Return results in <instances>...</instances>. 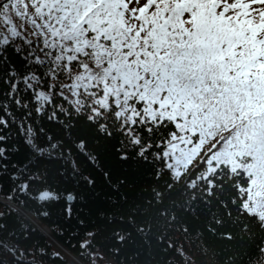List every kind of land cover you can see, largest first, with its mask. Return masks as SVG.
<instances>
[{
  "label": "snow or ice",
  "instance_id": "snow-or-ice-1",
  "mask_svg": "<svg viewBox=\"0 0 264 264\" xmlns=\"http://www.w3.org/2000/svg\"><path fill=\"white\" fill-rule=\"evenodd\" d=\"M109 146L163 183L122 192L100 163ZM79 159L132 202L114 233L130 264L174 247L180 217L222 239L264 234V0H0V178L21 195L54 175L94 189ZM27 238L0 214V264H36Z\"/></svg>",
  "mask_w": 264,
  "mask_h": 264
},
{
  "label": "trees",
  "instance_id": "trees-1",
  "mask_svg": "<svg viewBox=\"0 0 264 264\" xmlns=\"http://www.w3.org/2000/svg\"><path fill=\"white\" fill-rule=\"evenodd\" d=\"M45 126L51 127L46 122ZM78 128L81 129L79 135H87V130L81 125ZM16 143L20 144V140L17 139ZM89 144H95L90 137ZM25 157L26 152L22 151L17 159ZM78 163L84 175L96 177L94 189L76 180L69 181L54 175L47 183L35 181L30 195H21L12 191L14 185L11 180L0 178L3 223L17 234L27 231L28 238L22 241L21 247L35 254L36 264H130L126 259L128 252L114 233L123 230V225L128 223L127 214L132 202L123 204V200L117 198L83 159H79ZM100 163L105 170L113 172L114 178L127 177L128 186L122 192L128 191L136 200H146L152 189L163 183L156 181L148 166L142 168L131 162L118 164L110 146L100 150ZM66 170L71 172L70 167ZM43 189L57 192L60 199L39 202L35 197ZM69 192L76 197L70 205V216L66 211L69 207L66 195ZM10 196L14 199H9ZM180 220L183 223L172 224L164 230L167 237L164 243L174 247L154 248L153 264H258V261L264 264L258 251L264 234L259 231L240 235L230 228L220 229L221 232H232L234 239L227 240L213 236L206 229L201 231L202 225L193 224L184 217ZM185 225L189 227L188 233L183 231ZM85 243L87 247L81 248ZM142 264H147V260L142 258Z\"/></svg>",
  "mask_w": 264,
  "mask_h": 264
}]
</instances>
